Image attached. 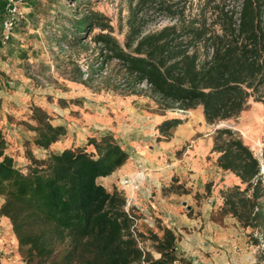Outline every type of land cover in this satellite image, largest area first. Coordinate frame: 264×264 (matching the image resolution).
<instances>
[{
	"label": "trees",
	"instance_id": "1",
	"mask_svg": "<svg viewBox=\"0 0 264 264\" xmlns=\"http://www.w3.org/2000/svg\"><path fill=\"white\" fill-rule=\"evenodd\" d=\"M180 1L187 0H137L136 5L158 2L174 13ZM224 5L225 0H204L187 21L146 33L133 27L123 44L130 52L102 32L110 26L97 12L69 18L73 30L62 24L55 36L58 43L72 45L73 35L98 25L102 29L93 38L121 61L134 85L145 81L167 107L200 106L204 121L217 125L236 118L249 99L264 107V0H240L238 12ZM25 115L18 123L33 135L23 141L27 163L22 167L6 152L0 127V217L9 219L24 264H190L178 257L171 228L157 220L146 232L132 228L139 216L124 211V196L97 182L128 158L112 134L90 136L85 147L56 153L50 147L66 137V127L37 103ZM180 121L164 120L157 128L169 134ZM212 141L218 167L238 182L221 191L222 203L211 219L229 215L244 229L258 230L264 241V135L260 156L229 126L215 127ZM32 148L48 153L38 158ZM177 181L173 177L162 191L190 193ZM208 193L206 183L205 192L193 198ZM137 239L149 240L158 255L142 251Z\"/></svg>",
	"mask_w": 264,
	"mask_h": 264
},
{
	"label": "rangeland",
	"instance_id": "2",
	"mask_svg": "<svg viewBox=\"0 0 264 264\" xmlns=\"http://www.w3.org/2000/svg\"><path fill=\"white\" fill-rule=\"evenodd\" d=\"M136 1L26 0L25 21L15 29L9 42L0 45V84L5 91L0 98V127L5 134L6 152L17 166L27 163L23 141L29 140L33 132L18 122L26 120L31 103L42 104L52 119L69 131L65 138L50 147L49 151L56 153L68 147H85L90 136L112 134L115 139L119 134L122 136L120 124H127L123 128H129L128 125L139 118L141 109L183 118L176 112L177 105L167 107L150 87L143 85L145 83L133 84L121 61L93 38L102 29L98 25L73 35L75 43L72 45L57 42L55 32L59 26L63 24L73 30L69 18L97 12L110 26L102 32H108L130 52L123 44L133 27L146 33L187 21L197 16L204 0L180 1L172 7L174 13H170L165 4L137 6ZM224 7L238 12L240 0H225ZM191 111V118L203 119L197 107ZM217 125L231 127L260 156L258 150L262 149L264 135V107L260 102L249 99L236 118ZM217 125L207 124L206 131L212 136ZM32 152L38 158L48 153L36 148H32ZM107 188L118 191L117 179ZM212 221L228 231V239L235 245L231 264H264V243L258 230L244 229L229 215ZM148 228L144 221L138 223L139 231L146 232ZM254 237L259 240L257 244L253 242ZM150 248L153 256H157L151 245Z\"/></svg>",
	"mask_w": 264,
	"mask_h": 264
},
{
	"label": "crops",
	"instance_id": "3",
	"mask_svg": "<svg viewBox=\"0 0 264 264\" xmlns=\"http://www.w3.org/2000/svg\"><path fill=\"white\" fill-rule=\"evenodd\" d=\"M4 93L0 84V98ZM197 108L201 112V107ZM191 110L196 108L189 109V113ZM172 118L181 121L169 134L161 133L157 126ZM124 125L127 124H120L124 134H119L116 140L126 150L128 158L110 175L98 177L97 182L109 190L108 184L115 179L118 184L119 177L130 174L138 163L141 164L146 173L136 202L151 213L154 222L157 220L175 232L177 255L190 264H231L235 245L231 238L228 239V231L214 223L210 215L222 203L221 191L237 183L238 178L218 167L219 153L211 151L212 136L206 131L204 119L191 118L190 115L179 118L141 109L139 118L129 124V128H123ZM173 177L190 193L162 191ZM206 183H209L207 196L194 199V193L205 192ZM2 201L1 198L0 203ZM0 264H24L11 223L5 216L0 217Z\"/></svg>",
	"mask_w": 264,
	"mask_h": 264
},
{
	"label": "built area",
	"instance_id": "4",
	"mask_svg": "<svg viewBox=\"0 0 264 264\" xmlns=\"http://www.w3.org/2000/svg\"><path fill=\"white\" fill-rule=\"evenodd\" d=\"M25 2L26 0H0V45L9 42L14 35L15 29L25 21ZM142 83H145L143 85L150 87V85L145 81ZM176 112L183 118L189 116V109L177 107ZM258 153L261 154V147L259 148ZM145 173V167L138 163L136 170L130 174H125L118 179V191L124 196L125 200L123 206L124 211L129 215L133 212L139 216L138 218H134V224L132 228L135 229H137L138 223L140 221H144L149 227L154 226V220L151 216V213L147 209L143 208L140 203L136 202L138 199L137 193L141 189V183L143 182ZM133 234L136 236V232L134 230ZM137 240L138 246L142 251H151V244L149 240Z\"/></svg>",
	"mask_w": 264,
	"mask_h": 264
},
{
	"label": "water",
	"instance_id": "5",
	"mask_svg": "<svg viewBox=\"0 0 264 264\" xmlns=\"http://www.w3.org/2000/svg\"><path fill=\"white\" fill-rule=\"evenodd\" d=\"M220 125H217V127H219ZM264 170V166L262 165L261 166V171H263ZM187 208H189V206H187Z\"/></svg>",
	"mask_w": 264,
	"mask_h": 264
},
{
	"label": "bare ground",
	"instance_id": "6",
	"mask_svg": "<svg viewBox=\"0 0 264 264\" xmlns=\"http://www.w3.org/2000/svg\"><path fill=\"white\" fill-rule=\"evenodd\" d=\"M189 114H191V113H189Z\"/></svg>",
	"mask_w": 264,
	"mask_h": 264
}]
</instances>
